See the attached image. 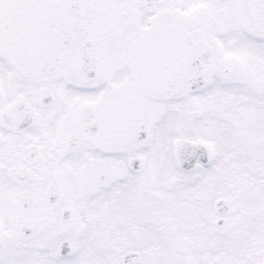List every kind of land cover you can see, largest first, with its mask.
Masks as SVG:
<instances>
[{"label":"snow or ice","instance_id":"snow-or-ice-1","mask_svg":"<svg viewBox=\"0 0 264 264\" xmlns=\"http://www.w3.org/2000/svg\"><path fill=\"white\" fill-rule=\"evenodd\" d=\"M0 264H264V0H0Z\"/></svg>","mask_w":264,"mask_h":264}]
</instances>
